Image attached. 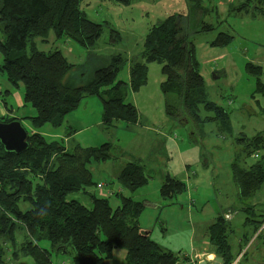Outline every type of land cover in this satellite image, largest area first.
Returning <instances> with one entry per match:
<instances>
[{"label": "trees", "instance_id": "obj_1", "mask_svg": "<svg viewBox=\"0 0 264 264\" xmlns=\"http://www.w3.org/2000/svg\"><path fill=\"white\" fill-rule=\"evenodd\" d=\"M85 1L0 0V32L5 37L0 42L4 60L1 71L13 87L24 86L23 106L36 111L30 117L32 126L37 130L46 125L63 127L66 118L88 96L101 99L106 129L119 123L135 126L140 123V115L135 104L127 102V93L141 91L149 81V65L160 64L165 77L161 92L166 114L191 123L193 141L198 132L206 138L209 126L217 136L232 138L236 149L231 172L238 200H252L264 187V132L253 137L233 135L232 112L209 99L197 57L196 36L217 29L204 20L217 14V8L207 7L204 0H189L188 17L169 15L150 27L142 52L131 63L130 80L125 81L118 78L125 64L121 54L109 63L101 62L102 67H93L87 77L86 71H81L84 67L70 62L61 50H38L34 40L46 38L51 32L58 40L66 38L86 49L98 45L104 24L88 18L83 9ZM237 11L264 18V0H245ZM192 24H196L194 31H190ZM116 34L121 39V34ZM234 39L230 33L219 32L210 44L224 48ZM245 68L256 78V91L264 95L262 69L253 63ZM24 119L0 117L5 123ZM28 132L29 149L21 155L7 152L0 142V241L7 243H0V264L22 257L30 258L33 264H55V253L66 255L68 264H106L117 249L126 250V264L181 262L178 253L163 248L151 232L143 230L142 201L121 193L120 204L114 207L107 196L88 192L95 184L89 165L122 158L112 153L110 142L91 147L76 144L75 151L70 152L63 139L50 141L39 131ZM255 157L259 161L250 163L249 159ZM118 179L123 188L132 191L150 181L140 160L125 163ZM187 189L186 182L167 174L161 196L173 200ZM81 192L89 196L91 207L71 198ZM241 211L251 216L245 221L252 222L254 232L258 231L264 214L253 216L255 207L248 204ZM224 213H219L208 228L207 238L217 257L223 259L222 264H234L237 256L230 240L235 228ZM245 236L243 240L249 237ZM47 241L51 249L42 245Z\"/></svg>", "mask_w": 264, "mask_h": 264}, {"label": "rangeland", "instance_id": "obj_2", "mask_svg": "<svg viewBox=\"0 0 264 264\" xmlns=\"http://www.w3.org/2000/svg\"><path fill=\"white\" fill-rule=\"evenodd\" d=\"M241 2L243 0H234L233 6L236 7ZM204 3L210 7L218 5L219 0H204ZM190 7L189 0H130L128 3L121 0H87L83 3V9L88 18L104 24V33L94 49H86L66 38L58 40L53 32L46 38H36L34 42L40 51L61 50L70 62L84 67L81 71H86L87 77L92 73L93 67H102L99 65L101 62L109 63L113 57L121 54L125 64L118 78L129 81L131 62L142 52L149 28L169 15L181 14L188 17ZM233 12L223 16L213 13L204 19L217 29L200 36L198 41H210L216 38L219 32H229L235 37V42L228 48L229 54L243 69L244 54L247 53L244 50H249L252 55L259 47L264 49V20L262 17L254 20L251 16L244 17L243 13ZM195 27L196 24H192L190 31H194ZM117 32L121 34V39H118ZM4 39L0 32V42ZM228 59L229 57L215 62L213 66L223 67ZM3 62L0 51V113L6 105L9 109L13 108L14 116L25 117L24 126L28 131H33L30 117L35 116L36 111L23 106L24 86L16 88L9 83L6 74L1 71ZM207 68L210 67L207 65ZM164 80L162 66L157 63L150 64L148 84L138 93H127V102L137 104L141 122L143 125L147 124L148 129L131 126L129 130L125 123H120L113 130H107L99 123L103 113L101 99L98 96H88L66 118L63 127L46 125L38 130L50 141L72 137L69 142H64L70 152L75 151L76 144L83 147L100 146L109 141L113 154L124 153L125 158L119 161L93 162L89 165L95 184L87 189L88 192L98 197L107 196L114 207L120 204L121 197L118 194L121 193L142 201L145 204L140 218L143 230L151 232L152 238L163 248L178 253L183 264H198V261L187 253L202 240L201 236L216 221L218 214L224 208L227 209L235 199L238 208H243L246 204L251 205L252 200L239 202L235 186L234 190L227 186L225 190L217 185L215 187L228 173L227 169L218 168L224 163L223 158L227 155L223 150L212 146L211 142L216 141L217 136L213 127L209 126L211 129L207 130L209 135L206 138L202 139L198 132L197 140L193 141V125L184 118L174 119L166 114L165 98L161 92V83ZM207 89L209 99L218 104H226L221 99L222 96L237 97L238 101L229 108L231 111H239L240 107L248 102L249 94L253 92L255 85L252 81L242 79L230 89L223 76ZM73 132L75 135L71 136ZM130 158L143 159L145 172L150 177L147 185L135 191L123 188L118 179L120 170ZM257 161L259 159H249L250 163ZM167 174L184 180L188 187L183 195L175 197L172 201L161 196V187ZM71 198L78 199L88 207L92 206L89 196L83 192L72 195ZM236 211V208L224 211L225 217L230 215V218L226 219L231 221L235 228L230 240L237 256L234 264H264V223L254 232V226L244 225L250 215L246 212L237 214ZM246 233H249V237L242 242L246 246L240 247L239 239ZM19 239L21 240L22 236ZM0 243L7 244L4 239ZM42 245L51 249L48 241ZM125 258L126 250L117 249L114 258L106 261V264H126ZM53 260L55 264L69 263L67 256L63 254L55 253ZM8 264L33 262L30 258L22 257L17 261L9 260Z\"/></svg>", "mask_w": 264, "mask_h": 264}, {"label": "crops", "instance_id": "obj_3", "mask_svg": "<svg viewBox=\"0 0 264 264\" xmlns=\"http://www.w3.org/2000/svg\"><path fill=\"white\" fill-rule=\"evenodd\" d=\"M233 1L234 0H219L218 5H215V8H217V14L223 16V15H226L227 13H231V12L234 13L233 11L238 12L237 8L242 3L245 2V0H243V2H241L238 6L234 7ZM242 13H243L244 17H250L251 16V17H253L252 19H254V20L257 19L258 17H262L260 14L253 15V14L248 13V12H242ZM209 16H211V15H208L207 17H209ZM263 20H264V18H263ZM117 33H119V32H117ZM227 33H229V32H227ZM205 34L206 33H202V34H199L198 36H196V47H197V57H198V60L200 62V65H201L200 66L201 67V74L203 75V77L205 79L207 87H209L210 85H213L216 80L221 79V77H223V76L227 80V84H228V86H230V89H232V87L237 85L240 82V80H242V79H245L247 81H252V82H254V85H255V89L253 90V92L251 94H249L248 102L246 104H244L243 106H241L239 111H237V110L231 111L230 110L232 112L231 122H232L234 134L235 135L244 134L248 137H253V136L257 135L258 133H263L264 132V95L256 91V78L253 76H250L247 73L245 66L247 63H253L256 66H259L262 69L261 81L264 84V49L259 47L258 49L255 50L254 54H252V55L249 54V50H247V49L244 50V52L246 51L247 53L244 54L245 64H244L243 69H242L241 65L238 66L236 60L233 59L231 57V55L229 54L228 48H229V46H231L235 42V39H234L233 43L227 47H224V48L213 47V46H211L210 42L213 41L215 38L213 40H210V41L209 40H205V41L203 40L202 42L198 41V39H200L199 37L203 36ZM228 57H229V59L225 62L223 67L213 66V63L219 62L220 60H225ZM135 59H137V56L133 58V60H135ZM207 65L210 68H207ZM129 80H130V78H129ZM237 96L239 97V95H237ZM221 99L224 100L226 102V104H220V105H222L228 109H230L229 106H233L235 104V101H238L237 97H230V96H222ZM133 104H135V106L138 108V106L135 102ZM11 110L12 111H9V108L6 105V108L2 109V111L0 113V117H6L7 115H10L11 117H16L13 114V108ZM138 111H139V108H138ZM139 115H140V112H139ZM99 123L101 126H105L104 122H103V113H102V119H101V121H99ZM118 125L116 127H118ZM135 126L148 129L147 124L146 125L142 124L141 116H140V123H138ZM116 127H114V128H116ZM126 127H127V129L131 130V126L129 127L126 125ZM114 128H112L111 130H113ZM32 129H33L32 132L39 131V130L35 129L33 126H32ZM209 129H211V128L210 127L207 128V130H209ZM73 131H75V134L77 133L76 130H73ZM75 134L73 132V134L71 136H74ZM215 137H216V141L211 142L212 146L215 148L218 147V149L223 150L227 155L223 158V160H225L224 163L220 164V166H223V167L220 168V166H218V168H219V170L223 169V168L228 170L227 175L222 178V182L220 184H215V187L217 185L218 187H221L222 190H225L224 188L227 186V187H231L234 190L235 185L233 183V177H232V172H231V165L235 159V149H234L233 139L232 138L225 139V138L219 137V136H215ZM71 138L72 137L67 136L65 138V141L69 142ZM107 142H109V141H107ZM88 147H91V146H88ZM124 158H125V154L123 153L122 159H124ZM253 159H259V157H255ZM133 160H140L143 164V159H141V158H137V159L130 158L128 160V162L133 161ZM125 163H127V162H125ZM173 177H175V176H173ZM178 179H180V178H178ZM250 204L252 206H254L256 212L259 213V215L257 213L255 215L252 214L253 216L258 217L261 214H264V187L262 188L261 192H259L252 199V202ZM229 208H236L237 211L235 213H237V214H240L241 212H243V211H241L242 208H238L236 199L231 205H229V207H227V209L224 208L221 212H224V211L228 210ZM252 224H253L252 222L244 221L245 226H253ZM247 234L249 235V233H246V235ZM244 237H246L245 234L243 235L242 238L239 239V245H241V246H242V242L244 241L243 240ZM201 239L202 240L200 242H198V245L194 248H191L190 252L187 254L191 258H195L196 261H199V263L201 262L200 264H204L203 259L207 260L208 256H210V257L212 256L215 259V258H217V255L214 252L213 248H211V246H209V241L207 238V231L205 233H203V235L201 236ZM214 262H215V260L207 261V264H214Z\"/></svg>", "mask_w": 264, "mask_h": 264}, {"label": "water", "instance_id": "obj_4", "mask_svg": "<svg viewBox=\"0 0 264 264\" xmlns=\"http://www.w3.org/2000/svg\"><path fill=\"white\" fill-rule=\"evenodd\" d=\"M0 142L5 150L10 153L21 155L29 149V132L21 120H14L9 123L0 121ZM215 260L214 264H222L220 257H207V261Z\"/></svg>", "mask_w": 264, "mask_h": 264}, {"label": "built area", "instance_id": "obj_5", "mask_svg": "<svg viewBox=\"0 0 264 264\" xmlns=\"http://www.w3.org/2000/svg\"><path fill=\"white\" fill-rule=\"evenodd\" d=\"M100 187H102V185H99ZM226 218H230V215L229 214H227L226 215ZM193 262H196V261H193ZM203 262H204V264H207V260L206 259H203ZM201 263V262H200ZM199 263V261H198V264H200Z\"/></svg>", "mask_w": 264, "mask_h": 264}]
</instances>
